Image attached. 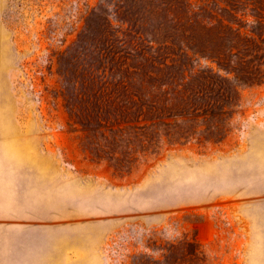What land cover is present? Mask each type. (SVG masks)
Masks as SVG:
<instances>
[{
  "label": "rangeland",
  "instance_id": "rangeland-1",
  "mask_svg": "<svg viewBox=\"0 0 264 264\" xmlns=\"http://www.w3.org/2000/svg\"><path fill=\"white\" fill-rule=\"evenodd\" d=\"M98 1L67 0L69 6L47 14L30 11L24 19L14 14L7 26L8 0H0V160L18 149L26 156L89 157L80 144L84 132L71 124L60 96L52 52L76 39L86 6ZM47 16L53 23L49 33ZM22 134L28 142L11 143ZM77 162L83 173L79 178L85 180H97L101 166H108L110 186L124 190L123 199L111 196V201L120 198L133 208L100 213L101 194L79 189L76 218L53 223L64 225L60 229L85 246L79 264H133L139 254L160 257L163 246L182 240L200 244L209 264H264L259 243L264 239V83L241 90L240 109L219 142L167 146L130 174L118 173L106 162L93 161L100 168L92 170ZM50 192L49 198L58 195Z\"/></svg>",
  "mask_w": 264,
  "mask_h": 264
},
{
  "label": "trees",
  "instance_id": "trees-1",
  "mask_svg": "<svg viewBox=\"0 0 264 264\" xmlns=\"http://www.w3.org/2000/svg\"><path fill=\"white\" fill-rule=\"evenodd\" d=\"M64 5L8 0L4 20ZM45 23L53 31L52 16ZM52 55L81 147L130 174L167 146L227 136L241 90L264 83V0H99L86 6L76 39ZM160 250L133 264H209L192 240Z\"/></svg>",
  "mask_w": 264,
  "mask_h": 264
},
{
  "label": "crops",
  "instance_id": "crops-1",
  "mask_svg": "<svg viewBox=\"0 0 264 264\" xmlns=\"http://www.w3.org/2000/svg\"><path fill=\"white\" fill-rule=\"evenodd\" d=\"M23 132V131H21ZM13 144H25L27 135H16ZM16 155L0 160V264H79L77 237L53 224L72 217L76 218L79 205V189L101 194L97 210L103 214L129 212L123 199L122 186H110L112 173L101 166L103 172L97 180L79 178L83 175L77 162L87 170L100 166L89 157L66 159L60 156H26L22 149ZM90 173V172H89ZM46 191L57 192L49 198ZM4 193V195H3ZM86 211V210H84ZM74 213L75 216L67 215ZM264 229V210L261 211ZM262 237L264 238V230ZM264 246V239L261 240Z\"/></svg>",
  "mask_w": 264,
  "mask_h": 264
}]
</instances>
